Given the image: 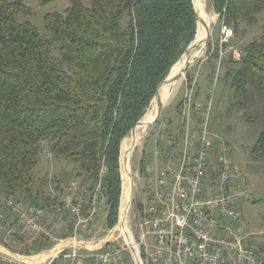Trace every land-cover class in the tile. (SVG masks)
I'll use <instances>...</instances> for the list:
<instances>
[{
	"label": "trees",
	"instance_id": "1",
	"mask_svg": "<svg viewBox=\"0 0 264 264\" xmlns=\"http://www.w3.org/2000/svg\"><path fill=\"white\" fill-rule=\"evenodd\" d=\"M26 1L0 0V195L52 207L33 193V171L48 142L52 155L72 161L91 190L105 170L101 185L111 229L122 193L121 145L195 40L193 0H89V7L70 0L64 13L44 17L48 38L20 21L30 12ZM210 1L223 28L234 33L264 11V0ZM228 65L226 78L241 105H254L256 95L264 100V39ZM186 78L194 83L189 72ZM251 153L264 160V131ZM147 166L144 156L141 175Z\"/></svg>",
	"mask_w": 264,
	"mask_h": 264
},
{
	"label": "rangeland",
	"instance_id": "2",
	"mask_svg": "<svg viewBox=\"0 0 264 264\" xmlns=\"http://www.w3.org/2000/svg\"><path fill=\"white\" fill-rule=\"evenodd\" d=\"M82 2L86 7L90 6L89 0H82ZM26 4L30 8V12L28 15H21L19 17L20 21H30L36 25L44 37L48 38L44 27V17L55 12L64 13L70 7V0H55L48 4L27 0ZM206 11L210 15L211 37L207 42L204 56L197 60L187 71L192 75L194 83L189 84L187 82V73L177 81L178 83L175 82L177 85L174 87L171 99L165 103V108L162 110L159 120L153 126L148 127L146 135H142L141 140L131 152L130 165L132 173L129 179L132 186V200L126 204L131 203L124 220L129 226H126L127 229L133 230L137 238V225L143 221L144 208L149 204L146 189L147 179L140 174L142 158L145 156L149 165L155 161L156 153L159 150L168 152L170 156H181L187 127L191 135L196 131L201 132L205 123V115L208 114L207 128L213 149L209 153L208 160L213 163L226 159L237 168L242 177L240 187L244 191L239 202L244 226L240 236L247 237L252 249L259 255L261 260H264V160L256 159L251 153L264 131V100L256 95L254 105L247 107L241 105V97L232 88L231 81L226 78L228 66H230L228 65L230 57L234 61H239L244 48L248 44L264 39V11L257 16L254 25L246 26L242 23L238 33H234L232 29L223 28L222 23L219 21V15L215 13L210 0H206ZM223 43H227V47H221ZM209 48L211 49L210 54ZM231 48L239 49V53L235 55ZM217 49H219V58L214 57ZM212 53H214L213 57L209 58ZM153 103L155 101L151 102L149 109ZM181 103H183L182 106ZM190 103L192 105L196 103L198 107L197 110H191L189 118H185L183 117V110L185 105ZM249 118H253L255 121H251ZM164 123L167 124L166 129L162 127ZM131 135L130 133L126 138L131 137ZM159 136L163 137L162 145L159 144ZM223 143L229 149L226 154H223L221 150ZM124 159L121 145L122 193L118 222L113 228H108L106 221L108 209L105 203L95 215L92 225L88 229L79 228L77 230V240L88 242L94 250L102 246L104 250L124 246V240L117 231L119 219L123 213ZM104 173L105 170L102 171L97 185L101 183ZM33 176L35 180L34 195L42 201L49 198L52 202L51 208H45L47 214L45 226L48 227L53 222H58L62 229L56 235L58 240L46 237L34 239L28 236L21 238L17 244H12V250L19 255L30 257L29 262L31 263L34 262L36 256L51 255L49 252L53 251L54 248L63 247L59 239H69L73 235V232L70 233L71 227L67 225V222H73L74 229L76 219L57 208L56 201L50 198V190L59 191L62 185L68 184L73 178H78L83 174L78 173V168L72 161L54 157L49 143L45 142L40 152V161L33 171ZM84 183H86L85 179ZM87 184L91 189L90 184ZM82 192L83 186H79L75 194L79 197ZM8 199L11 198L0 195V201L4 203V207H0V211L3 213L7 224L12 222V216L6 205ZM86 199L88 200V196ZM55 212L62 215L57 216ZM130 229L129 233L131 232ZM63 231L67 234H63ZM79 238H82V240H79ZM70 252L71 249L68 248L66 253ZM52 254L55 255L56 253L53 251ZM35 261L41 262L42 260L35 259ZM125 261L127 264H133L128 255H126ZM55 262L60 263L63 261L58 258ZM64 262H66L65 259ZM87 263L90 264L91 260H87L85 264Z\"/></svg>",
	"mask_w": 264,
	"mask_h": 264
},
{
	"label": "built area",
	"instance_id": "3",
	"mask_svg": "<svg viewBox=\"0 0 264 264\" xmlns=\"http://www.w3.org/2000/svg\"><path fill=\"white\" fill-rule=\"evenodd\" d=\"M231 50L235 55L239 53L237 48ZM197 107L186 104L183 117L189 118ZM207 120L208 114L201 132L191 135L187 127L181 156L159 150L155 161L147 166L149 204L144 208L143 221L137 225V238L129 228L133 242L119 234L124 240L121 248L104 250L102 246L94 250L88 242L77 240V230L88 229L106 203L101 183L92 191L80 176L59 191L50 190L57 208L76 219L70 246L64 244L67 239L61 238L63 247L54 248L55 255L50 251L51 255L41 262L35 259L42 255L32 257V263L30 257L14 252L12 244L28 236L58 240L56 235L62 226L53 222L46 227L45 208L11 198L6 205L12 222L5 223L0 211V264H85L87 260L90 264H127L126 255L133 264H261L248 238L240 236L244 230L239 209L244 194L242 177L226 159L213 163L208 160L213 149ZM166 126L162 125L164 129ZM162 141L159 136V144ZM221 150L223 154L229 152L224 143ZM79 186H83V192L78 197L75 193ZM126 225V221L119 224L117 231ZM68 248L70 253H66ZM58 258L63 262L56 263Z\"/></svg>",
	"mask_w": 264,
	"mask_h": 264
},
{
	"label": "bare ground",
	"instance_id": "4",
	"mask_svg": "<svg viewBox=\"0 0 264 264\" xmlns=\"http://www.w3.org/2000/svg\"><path fill=\"white\" fill-rule=\"evenodd\" d=\"M194 6L198 12L200 19H205L207 23H210V15L206 11V0H194ZM197 41L201 44L202 48L199 51H194L190 55V62L193 65L197 60L201 59L204 56L205 49L207 47V33L205 30V27L202 24L198 25L197 29ZM187 58L183 57L182 60L177 63L170 74V77L176 76L179 72L182 71V69L185 67V63L187 62ZM178 83V82H177ZM177 83H169L165 85L160 90V96L163 99L165 103L171 99V96L173 94L174 87L177 85ZM156 117V107L155 103H153L152 107L147 111L145 116L142 119V125H140L137 129L134 135H131V137L126 138L122 144V151L124 158L130 159L131 157V150L133 149L134 145H136L140 140L143 134L146 135L148 131V126L150 123L154 121ZM143 139V138H142ZM124 168V189H123V199H122V212L126 213L129 209V205H126L128 202L132 200V186L129 179L131 172V165L130 162L127 164H123ZM126 206V207H125ZM122 213V214H123ZM127 226V225H126ZM129 229L127 227L119 228L118 232L120 235H125L126 238L133 242V236L132 233L128 232ZM47 256H41L38 258V260H45Z\"/></svg>",
	"mask_w": 264,
	"mask_h": 264
},
{
	"label": "water",
	"instance_id": "5",
	"mask_svg": "<svg viewBox=\"0 0 264 264\" xmlns=\"http://www.w3.org/2000/svg\"><path fill=\"white\" fill-rule=\"evenodd\" d=\"M193 4H194V0H193ZM194 9H195V13H196V19H197V27L199 24H202L204 27H205V30H206V33H207V42L210 40V37H211V30H210V27H209V23H207V21L205 19H200L199 18V15H198V12L194 6ZM202 46L201 44L197 41V34H196V37H195V40L193 41V43H191V45L188 47L186 53L184 54L183 57H186L188 60L187 62L185 63V67L182 69L181 72H179L176 76L174 77H170V75L159 85L158 87V90H157V93L153 99V101H155V104H156V117L154 119V121L152 123L149 124L148 127H151L153 126L154 124L157 123V121L159 120L160 116H161V113H162V110L165 106V102L163 101V99L161 98L160 96V90L167 84L169 83H175L177 82L178 80H180L183 75H185L188 71V69L192 66L191 62H190V55L192 52L194 51H199L201 50ZM173 69V68H172ZM172 71V70H171ZM142 120H140L137 125L132 129L131 131V134L134 135L135 132H136V129L142 125ZM135 148V145L133 147V149L131 150V152L134 150ZM130 162V159H127L125 158L124 159V163L127 164ZM131 204V203H130ZM130 206V205H129ZM128 212V211H127ZM127 212L126 213H123L119 219V224H123L125 222V217L127 216Z\"/></svg>",
	"mask_w": 264,
	"mask_h": 264
},
{
	"label": "crops",
	"instance_id": "6",
	"mask_svg": "<svg viewBox=\"0 0 264 264\" xmlns=\"http://www.w3.org/2000/svg\"><path fill=\"white\" fill-rule=\"evenodd\" d=\"M193 105H197L196 103H193ZM164 108H165V106H164ZM163 108V109H164ZM162 145V144H161ZM166 152V151H165ZM145 177H146V179L148 180V178L150 177V175H145ZM0 207H4V203H2V201H0ZM55 214L57 215V216H61L62 214L61 213H57V212H55ZM48 219H49V217H48ZM72 223L73 222H67V225L69 226V227H71L72 226ZM79 240H82V238H79ZM72 242H71V240L70 239H67V241L64 243L65 245H69L70 246V244H71ZM55 253V252H54ZM88 264V263H87Z\"/></svg>",
	"mask_w": 264,
	"mask_h": 264
}]
</instances>
